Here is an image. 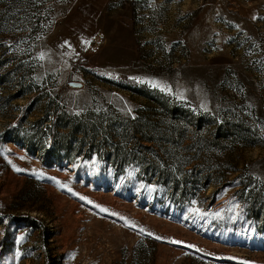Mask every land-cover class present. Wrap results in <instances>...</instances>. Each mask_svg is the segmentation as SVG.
I'll use <instances>...</instances> for the list:
<instances>
[{
    "label": "rangeland",
    "instance_id": "1",
    "mask_svg": "<svg viewBox=\"0 0 264 264\" xmlns=\"http://www.w3.org/2000/svg\"><path fill=\"white\" fill-rule=\"evenodd\" d=\"M0 264H264V0H0Z\"/></svg>",
    "mask_w": 264,
    "mask_h": 264
},
{
    "label": "trees",
    "instance_id": "2",
    "mask_svg": "<svg viewBox=\"0 0 264 264\" xmlns=\"http://www.w3.org/2000/svg\"><path fill=\"white\" fill-rule=\"evenodd\" d=\"M174 112H176V109H174ZM57 116H55L54 122H53V129L54 131H51L50 135L55 137L54 139V147L56 149H60V148H64V146L68 145L70 143V139L71 138H77V136H84L85 138L88 137V132L91 131L89 130L88 126L86 123H84L83 121L77 119V118H69V117H65L64 119H60L58 117V113H56ZM64 130L67 132V135H65V140L63 141H59L58 138L56 139V135L57 137L61 136L60 131ZM146 128L142 127L138 132L137 135H141L142 138H140L139 142L136 144V149L135 152H129L127 151V147H124V152L121 151H117V153L114 154L115 160L119 161L121 163H126V162H133V161H137V162H144L148 159L149 153L153 152L152 149L150 147L147 146H143L141 145V143L144 142V140H148V141H154V139L152 137H148V135H146ZM101 135L98 134L96 136V138H100ZM68 138V139H67ZM67 139V140H66ZM144 139V140H143ZM127 145V144H126ZM81 147V146H80ZM105 147H102L101 151H99V154H102V152H106ZM121 158V159H119ZM153 160H151L150 162H152V165L155 166V160L158 159V157H152Z\"/></svg>",
    "mask_w": 264,
    "mask_h": 264
},
{
    "label": "snow or ice",
    "instance_id": "3",
    "mask_svg": "<svg viewBox=\"0 0 264 264\" xmlns=\"http://www.w3.org/2000/svg\"><path fill=\"white\" fill-rule=\"evenodd\" d=\"M17 171H20V169H16ZM134 226V225H133ZM141 232H143L144 230L143 229H140ZM157 239H160V237H157ZM174 243H178L176 241H173Z\"/></svg>",
    "mask_w": 264,
    "mask_h": 264
},
{
    "label": "water",
    "instance_id": "4",
    "mask_svg": "<svg viewBox=\"0 0 264 264\" xmlns=\"http://www.w3.org/2000/svg\"><path fill=\"white\" fill-rule=\"evenodd\" d=\"M74 86H80V84H74Z\"/></svg>",
    "mask_w": 264,
    "mask_h": 264
}]
</instances>
